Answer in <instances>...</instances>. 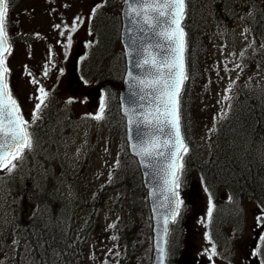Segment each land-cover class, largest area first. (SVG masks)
<instances>
[{"label": "trees", "instance_id": "obj_1", "mask_svg": "<svg viewBox=\"0 0 264 264\" xmlns=\"http://www.w3.org/2000/svg\"><path fill=\"white\" fill-rule=\"evenodd\" d=\"M20 1L15 0L14 6ZM121 2L117 0L116 6ZM110 3L105 0L106 7L102 3L92 14L91 26L97 28V43L84 66L86 70L94 68L106 94L118 88L123 69L122 58L114 57L119 16ZM102 15L113 24L110 26L105 19L106 24L100 27ZM240 16L264 39V8L259 0H186L183 25L189 78L183 87L180 108L187 145L193 146L187 112L194 107L199 77L212 63L209 43L217 34L227 38L230 21ZM234 86L228 110L221 115L224 118L212 121L210 129L215 127L216 131H210V147H206L204 154L198 144L193 164L206 189L254 192L264 201V85L247 84L244 79ZM104 130L108 139L112 134L113 138L118 135L121 139L122 120L112 103L105 109ZM36 156L50 163L51 168L35 172L34 156L27 151L22 164L2 177L0 264H81L89 253V243L92 241L91 250L97 241L100 243L103 228L110 229L111 243L108 255L101 258L102 264H144L142 257L146 254L136 257L138 245L131 241L141 227L138 221L144 216V209L134 206L135 201H143L144 189L138 166L125 148L118 153V163L111 167L108 178L94 187L87 184V174L70 175L55 157L46 159L40 153ZM113 236L118 238L113 240ZM92 256L97 257L96 253ZM168 263H172L171 257Z\"/></svg>", "mask_w": 264, "mask_h": 264}, {"label": "rangeland", "instance_id": "obj_2", "mask_svg": "<svg viewBox=\"0 0 264 264\" xmlns=\"http://www.w3.org/2000/svg\"><path fill=\"white\" fill-rule=\"evenodd\" d=\"M93 1L96 0H24L19 7L9 10L6 18L8 35L14 40L11 53L6 56V65L10 69L7 82L24 118L32 120V110L38 102L35 97L40 95V87L47 92L50 89L54 91L52 100L59 109L56 122L49 126L46 135L42 131L37 132L39 119L29 129L33 139V147L29 152L34 156L32 165L35 172L41 173L51 168L50 163L46 164L44 159L36 158L37 153L46 159L55 157L66 168H73L74 164L78 166L82 160L80 170L84 176L87 174L86 182L90 187L99 185L108 178L110 168L117 160L118 153L122 151L118 135L114 138L113 134L109 135L107 143L106 132L100 128L103 119L97 121L92 118L99 111L102 96L98 85L94 81L90 84L83 83L77 73L81 48L90 39V33L87 31L88 13ZM259 3L264 8V0H259ZM77 18L78 26L76 31L71 33L72 43L68 45L69 29ZM101 19L100 27L106 24L107 17L102 15ZM107 23L111 26L113 21L107 19ZM55 25L60 27L56 28ZM94 30L97 28L94 27ZM233 30L232 44L222 39L209 43V57L217 68L194 100L192 117L195 125L192 128L190 126V132L191 135L195 133L196 140H202L205 144L210 141L207 134L210 128L209 119L219 114L228 102L224 99L225 89L236 79L264 80V69L256 73L259 65L252 60L256 58L253 56L254 50L263 44L252 37L248 25L242 21L234 22ZM61 32L65 34L62 36ZM21 33L31 34V41H16L15 36ZM242 51L245 57H241ZM46 64L49 69L47 76L44 75ZM238 64L241 67H236ZM25 66L27 71L32 73L31 76L27 75ZM33 79L37 81L36 84L31 82ZM198 83L200 81L197 85ZM69 99L72 100L71 103L67 102ZM32 127H35V130ZM20 164L22 160L17 162V166ZM190 170L191 167L186 177L189 186L183 187L181 198L183 206H187L189 210V236L184 237V240L192 242V245L188 247L186 243L183 244L179 263L189 264L191 254L203 255L195 258L194 264H231L230 257L235 259L234 264H241L240 261L246 255L249 257V263H252L254 242H251L252 233L249 228L252 217L257 214L255 207H245L248 210L247 226L239 234L242 235L232 240L230 247L228 241L224 243L225 240L221 239L219 245L215 246L216 254L212 255L205 236H199L203 235L209 199ZM6 172L0 170V188H3L2 177ZM110 222L111 218L107 224ZM104 224L105 220L102 225ZM140 226L142 231H138L131 240L138 245L135 250L136 257L144 255V250L140 251L141 248L146 250L143 220ZM220 227L216 224L213 230L215 235H218ZM110 235L109 228L101 229L100 243L97 241L92 250V241L89 243V253L81 264H102L101 258L108 255ZM94 253L97 257L92 256ZM253 264L260 263L255 261Z\"/></svg>", "mask_w": 264, "mask_h": 264}, {"label": "snow or ice", "instance_id": "obj_3", "mask_svg": "<svg viewBox=\"0 0 264 264\" xmlns=\"http://www.w3.org/2000/svg\"><path fill=\"white\" fill-rule=\"evenodd\" d=\"M125 4L127 5L125 15L130 17L131 26L128 32L131 34V51L136 52L138 56L143 53L142 58L135 61V68L140 69L143 75L134 76L131 71L128 73L130 87L139 89L138 99L141 103L138 107L141 110L128 109L126 114L128 124L136 126L138 143L131 145L133 152L140 158L145 168L151 169L155 176L163 181L156 186L152 196L156 198L157 193L164 196V201L154 204L153 208L158 216H163L160 243L157 244V260L158 264H164L167 255L168 224L170 220L175 222L183 204L179 199L178 189L184 169V157L189 151L182 131L180 108L182 90L189 78L185 65L187 41L183 25L186 0H125ZM100 6L93 8V15ZM9 7L10 0H0V170L11 173L17 167V162L23 160L25 153L33 147L32 133L29 129L47 106L49 93L43 87L38 88L40 95L35 97L38 102L32 110V120H26L7 82L10 69L6 65V55L11 53L6 21ZM78 20L79 18L74 20L69 29L68 45L72 43L71 33L76 31ZM54 27L59 28L60 25ZM64 34L61 32L62 36ZM145 36L157 37L158 42L137 48V42L142 41ZM153 49L156 51L153 52ZM243 56L242 51L241 57ZM236 67L239 68L241 65L238 64ZM25 70L27 75H32L27 71V66ZM48 71L46 64L45 76ZM31 82L37 83L35 79ZM234 84L235 81L225 89L226 101L232 99L227 93L232 91ZM67 102L71 103L72 100L69 99ZM106 106V98L101 96L99 111L92 118L102 120ZM210 131H216L215 127ZM160 209L166 211L161 213ZM213 210L214 206L209 197V220ZM257 219L261 226H264V215ZM117 238L112 237L113 240ZM260 241L264 246V235L260 237ZM215 254L213 245L212 255Z\"/></svg>", "mask_w": 264, "mask_h": 264}, {"label": "water", "instance_id": "obj_4", "mask_svg": "<svg viewBox=\"0 0 264 264\" xmlns=\"http://www.w3.org/2000/svg\"><path fill=\"white\" fill-rule=\"evenodd\" d=\"M127 10V5L124 4L121 10V32H120V39L124 46V53H125V62H126V70L122 79V84L120 87L119 92V102H120V111L125 116L126 119V139L128 142V147L130 150V153L136 156L139 165L140 170L142 173V182L145 188L148 192V198L151 208V214H152V254H151V264H158L157 260V244L160 243L159 235H160V229L163 224V216H158L156 212H154V204L156 203H162L164 201V196L160 193L156 194V198L152 196V193L155 191V188L158 184H162L163 181L155 176V174L152 172L151 169L145 168L141 162L140 158L133 152L131 145L134 143H138V139L136 137V126H130L128 124V115L126 114V110L128 109H136L137 111H140L138 105L141 103L138 99L139 95V89H133L130 87L129 84V76L128 73L131 71L134 76H141L143 73L140 69L135 68V61L136 59L142 58L143 53H141L139 56L136 52L131 51V45H130V33L128 32L130 25V17L125 15V12ZM158 42V38L154 36H145V38L142 41H138L136 47L139 48L141 45H148V44H155ZM156 50L153 49V52ZM131 52V54H129ZM133 93H136L134 95ZM146 111V109H144ZM161 213L165 212V209L159 210ZM164 264H166V257L164 260Z\"/></svg>", "mask_w": 264, "mask_h": 264}, {"label": "flooded vegetation", "instance_id": "obj_5", "mask_svg": "<svg viewBox=\"0 0 264 264\" xmlns=\"http://www.w3.org/2000/svg\"><path fill=\"white\" fill-rule=\"evenodd\" d=\"M243 196L244 198H242V201L241 202H244V201H248V202H252L253 200L257 201V202H263V199H261L259 197V195H254V192H243ZM235 202H237V200H232L230 201L231 204H234L235 205ZM261 204V203H260ZM244 264H248L247 261L244 262Z\"/></svg>", "mask_w": 264, "mask_h": 264}]
</instances>
